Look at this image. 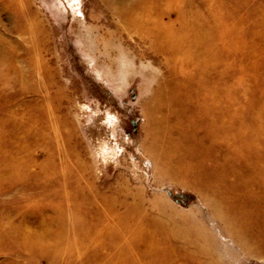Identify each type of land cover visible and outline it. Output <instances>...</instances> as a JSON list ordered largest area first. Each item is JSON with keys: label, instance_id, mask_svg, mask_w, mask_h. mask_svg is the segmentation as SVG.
<instances>
[{"label": "rangeland", "instance_id": "obj_1", "mask_svg": "<svg viewBox=\"0 0 264 264\" xmlns=\"http://www.w3.org/2000/svg\"><path fill=\"white\" fill-rule=\"evenodd\" d=\"M131 2L0 0V264H264V0Z\"/></svg>", "mask_w": 264, "mask_h": 264}, {"label": "bare ground", "instance_id": "obj_2", "mask_svg": "<svg viewBox=\"0 0 264 264\" xmlns=\"http://www.w3.org/2000/svg\"><path fill=\"white\" fill-rule=\"evenodd\" d=\"M103 1H104L105 5H107L109 10H116L118 8V5L125 4L127 2L130 3L131 0H103ZM132 1L133 2H131V6L128 8V13L129 12L131 13L133 6L136 7V6L144 5L147 3V0H132ZM133 11H134V9H133ZM137 11H139V10H137ZM125 13H127V12H123V14H125ZM132 14L134 15V12ZM133 15H132V18H133ZM127 16H128V14H127ZM127 18H129V17H127ZM142 53H144V52H142Z\"/></svg>", "mask_w": 264, "mask_h": 264}, {"label": "water", "instance_id": "obj_3", "mask_svg": "<svg viewBox=\"0 0 264 264\" xmlns=\"http://www.w3.org/2000/svg\"><path fill=\"white\" fill-rule=\"evenodd\" d=\"M169 194H171V192H169Z\"/></svg>", "mask_w": 264, "mask_h": 264}]
</instances>
